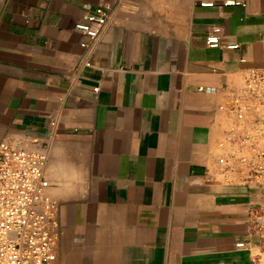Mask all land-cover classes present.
Returning a JSON list of instances; mask_svg holds the SVG:
<instances>
[{
  "label": "crops",
  "instance_id": "0c3cea01",
  "mask_svg": "<svg viewBox=\"0 0 264 264\" xmlns=\"http://www.w3.org/2000/svg\"><path fill=\"white\" fill-rule=\"evenodd\" d=\"M222 3L0 0V145L46 153L57 264H264L260 192L217 164L219 105L264 67V0ZM98 6L91 40L75 26Z\"/></svg>",
  "mask_w": 264,
  "mask_h": 264
},
{
  "label": "built area",
  "instance_id": "2783aa9c",
  "mask_svg": "<svg viewBox=\"0 0 264 264\" xmlns=\"http://www.w3.org/2000/svg\"><path fill=\"white\" fill-rule=\"evenodd\" d=\"M197 2L203 7L214 5V0ZM222 4L244 5L245 0H223ZM108 18L98 6L88 10L84 22L75 28L95 40ZM220 31L214 26L207 32L208 46L219 45ZM219 109L230 122L217 142L219 180H211L258 189L261 202L250 213V225L264 247V67L249 68L240 84L226 92ZM45 165L44 151L0 145V264H57L56 203L48 193Z\"/></svg>",
  "mask_w": 264,
  "mask_h": 264
}]
</instances>
